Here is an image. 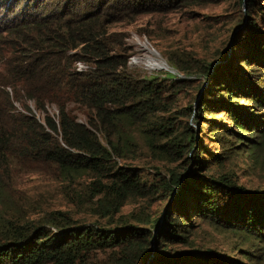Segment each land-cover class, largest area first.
<instances>
[{"label": "trees", "instance_id": "16d2710c", "mask_svg": "<svg viewBox=\"0 0 264 264\" xmlns=\"http://www.w3.org/2000/svg\"><path fill=\"white\" fill-rule=\"evenodd\" d=\"M215 1L0 0V264L258 263L264 187L245 186L224 165L264 144V0H245L246 19L212 58L166 50L181 75L137 72L111 28L140 12ZM6 85L42 118L27 103L15 110ZM40 162L89 218L25 209L16 174ZM205 226L238 232L252 248L212 246Z\"/></svg>", "mask_w": 264, "mask_h": 264}, {"label": "rangeland", "instance_id": "374dc122", "mask_svg": "<svg viewBox=\"0 0 264 264\" xmlns=\"http://www.w3.org/2000/svg\"><path fill=\"white\" fill-rule=\"evenodd\" d=\"M235 5L236 2L232 0H218L202 5L176 8L169 5L165 6V9L140 12L130 22L116 21L112 23L111 28L124 34V40L130 46L128 64L132 68L141 74L163 73L168 71L167 68L148 67L136 59L146 54L148 49H153L155 55L163 61H166L165 51L175 49L212 58L227 45L226 41L232 35L235 27V25L233 26L234 21L240 17H244V19L247 17L246 1L242 0L239 7ZM241 24L243 25L244 21H241L239 25ZM141 44H144L146 49ZM76 65L81 69L86 64L80 60ZM173 73L180 74L178 71ZM6 87L12 93L15 110L28 111V108L24 106L27 103L38 119L42 118L44 111L36 109L32 101L28 99L24 100L23 105L21 101L13 97V88L9 85ZM186 92H192V87L186 88ZM186 92L185 98L188 96ZM45 112L56 116L57 109L53 103H48ZM74 112L78 118L83 119L81 111L75 109ZM215 120L225 122L228 121V117L224 112H218L215 115ZM215 138L213 137V140ZM205 141L208 147L216 145L218 149L221 148V142L210 143L209 138H206ZM250 150L231 155V159L224 166L233 169L238 181L245 186L261 188L264 187V144L260 145L258 153L256 149L257 155L252 153L255 150L254 147ZM59 185V176L46 162L23 164L16 174V182L13 184L17 188V196L21 197V200L27 201L26 204L31 202V205L25 208L31 212V215H34V210L37 209L35 206L51 205L68 208L75 213L76 217L89 218L87 213L78 210L73 203L62 196ZM21 200L19 201L21 202ZM162 205L163 201H157L154 203V208H161ZM131 206V203H127L122 209L126 211ZM205 229V233L200 235L208 239L212 246L232 253H236L235 249L238 245L245 248L249 246L248 243L240 242L242 239L238 232L222 231L209 226H205ZM249 248L252 247L249 246ZM257 264H264V253L258 259Z\"/></svg>", "mask_w": 264, "mask_h": 264}, {"label": "bare ground", "instance_id": "6f19581e", "mask_svg": "<svg viewBox=\"0 0 264 264\" xmlns=\"http://www.w3.org/2000/svg\"><path fill=\"white\" fill-rule=\"evenodd\" d=\"M141 46H143L146 49V47L144 46V44H141ZM152 50L153 49H148L147 51L145 50L147 53L144 54V55H142L141 57H138L136 60L137 61H141L144 65H146L148 67L159 68V69H160V67H162L163 69L164 68H167L168 71L175 72V70L172 67H170L166 63V61H163V60L159 59L155 55V52H153L154 50L153 51Z\"/></svg>", "mask_w": 264, "mask_h": 264}, {"label": "clouds", "instance_id": "9594fccd", "mask_svg": "<svg viewBox=\"0 0 264 264\" xmlns=\"http://www.w3.org/2000/svg\"><path fill=\"white\" fill-rule=\"evenodd\" d=\"M77 61H80V60H77ZM77 61L75 62V67L77 68V65H76V63H77ZM87 65H85V67H86ZM84 67V68H85ZM77 69H79V68H77ZM82 69V68H81Z\"/></svg>", "mask_w": 264, "mask_h": 264}, {"label": "water", "instance_id": "95a60500", "mask_svg": "<svg viewBox=\"0 0 264 264\" xmlns=\"http://www.w3.org/2000/svg\"><path fill=\"white\" fill-rule=\"evenodd\" d=\"M236 28L234 29L233 33L235 32Z\"/></svg>", "mask_w": 264, "mask_h": 264}]
</instances>
